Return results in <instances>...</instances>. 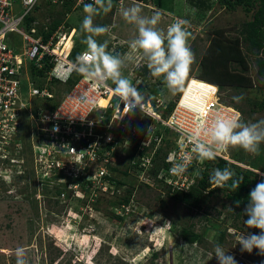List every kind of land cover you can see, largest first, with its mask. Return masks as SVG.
Returning a JSON list of instances; mask_svg holds the SVG:
<instances>
[{
  "label": "rangeland",
  "instance_id": "1",
  "mask_svg": "<svg viewBox=\"0 0 264 264\" xmlns=\"http://www.w3.org/2000/svg\"><path fill=\"white\" fill-rule=\"evenodd\" d=\"M118 1L121 3H113L112 13H101L95 18L96 24L101 23L107 28V32L95 38L100 43L107 42L110 53L129 57L123 75L134 86L144 80L147 100L160 96L167 103L175 102L180 94L172 95L163 77L156 78L151 75L142 53L131 49L130 41L137 36V29L135 25L125 21L122 16L123 9L135 3L141 7L142 15L150 17L154 12H160L158 27L165 32L177 18L189 21V43L195 59L185 82L186 85L190 81L183 100L194 108L203 101V96H197V93L207 94L212 91L207 83L202 84L197 80L204 51L213 38H223L225 41L237 39L242 23L252 19L256 8L253 7L250 12H246L244 6L227 10L218 5L216 0H201L204 5L199 4V0ZM62 9L56 8L54 15L61 13ZM43 12L40 13L41 19ZM84 16V8H77L67 16L68 24L76 30L73 29L71 39L74 36V40L81 44L79 51L86 50V44L83 43L86 33L81 27ZM71 39L63 38L61 46L55 50L61 53L68 46L69 49ZM240 48L243 55H246V45L243 42ZM246 56L248 70L242 75L252 79V89L226 88L220 92L226 101L242 97L239 102L234 100V103L245 111L242 114L244 122L256 123L264 119V111L259 112L254 105L264 98V79L256 73L253 56ZM144 67L148 68L146 75L143 72ZM230 68H236L237 71L240 69L235 64H231ZM24 80L26 81V77ZM37 82L43 87H49L57 102L67 88L44 78ZM32 83L34 86L38 85ZM27 90V84L23 83L24 96H27ZM189 91L193 93L188 96L186 94ZM39 100L36 97L30 98L31 108L35 109L34 105ZM144 127L141 137L138 136L132 142V147H125L124 150L119 147L120 151L115 155L110 168L115 167L121 173L115 172L112 175L111 191L83 192L78 188L76 192H67L65 196L48 201L41 193L44 187L41 174L32 170L33 155L29 143L24 145L27 151L19 153L24 161L0 164V264H16L14 252L18 247L25 249L29 264H218L214 256L216 245H220L228 255L233 256L237 264H264V256L259 255L257 249H253L252 253L241 251V246L237 243L240 234L259 232L250 230L241 218L234 220L237 210L233 209L230 200L226 198V191L215 189L200 210L187 209L180 200L173 199L172 195L169 197L164 187L151 182V179L149 183L146 175H139L140 172L136 169L129 168L128 175H123L130 164L128 160L135 144L148 136V132L154 130L155 126L150 123ZM171 133L167 138L173 143L176 135ZM23 135V131L19 132L21 138ZM22 145L21 143V148ZM260 153L261 156H254L239 148H228L229 158L235 157L234 160L241 167L234 166L251 170L255 174L260 171V175L256 174L258 179L264 177V161L259 159L264 158V143L260 145ZM23 176L29 177L28 180L32 183L19 182V177ZM144 182L151 187L145 188ZM129 188L132 189V195L127 199ZM55 201L59 202L58 205ZM116 204L125 207V210L129 208V204L131 206V210L119 220L115 218L118 213V210H114ZM191 223L193 227L184 237L182 232ZM154 253L157 254L156 258L152 256Z\"/></svg>",
  "mask_w": 264,
  "mask_h": 264
},
{
  "label": "built area",
  "instance_id": "2",
  "mask_svg": "<svg viewBox=\"0 0 264 264\" xmlns=\"http://www.w3.org/2000/svg\"><path fill=\"white\" fill-rule=\"evenodd\" d=\"M63 2L64 0H0V160L7 159L13 152L20 153L22 148L19 132L22 130V113L26 112L33 153L32 170L41 174L43 183L54 179L60 170L65 177L70 178H57V182H71L73 178L83 174L87 181L92 182L90 191L107 192L112 190V184L104 177L111 174L109 169L120 151L119 147H132V142L142 135V121L148 119L154 122V130L135 144L139 162L134 160L131 165L140 169L141 175L152 166V159L162 143V136L156 133V124H160L176 135V147L166 159L168 169H162L157 178L179 189L186 188L185 182L190 173L198 171L203 165V162L193 158L183 174L172 172L174 162H179L185 154L191 153L192 144L188 137L195 134L200 124L211 126L217 116L232 117L240 114L239 110L225 102L217 86L208 83L212 89L208 97H203V102L196 109L188 105L183 99L189 81L167 116L164 117L167 102L160 96L146 99L143 112L136 108L132 113L124 114V104H120L112 91L114 87L110 81L101 86L81 74L54 109L33 110L30 98L45 100L53 99L54 96L47 87L38 89L33 85L29 77L32 66L41 69L46 59L51 68L44 78L49 82L65 83L77 76L75 71L69 74L71 64L76 60L70 59L74 44L71 33L74 28L67 31L62 23L46 42L43 41V34L48 33L54 19L47 14L46 9L60 7ZM85 2L88 4L93 0H75L73 9ZM41 12L42 19L39 18ZM29 18L32 21L27 23ZM65 37L71 39V47L63 59L54 53V48L61 46ZM25 77L28 99L22 92ZM101 99H108L105 107L100 106ZM135 116L137 120L133 123ZM207 138L201 136V139ZM217 156L232 162L228 149ZM69 188L76 192L79 187L71 184Z\"/></svg>",
  "mask_w": 264,
  "mask_h": 264
},
{
  "label": "clouds",
  "instance_id": "3",
  "mask_svg": "<svg viewBox=\"0 0 264 264\" xmlns=\"http://www.w3.org/2000/svg\"><path fill=\"white\" fill-rule=\"evenodd\" d=\"M112 7L113 0H93L92 3L84 5L85 16L81 27L82 31L86 33V37L83 41V43L86 44V50L78 55L75 62L71 64L69 74L71 71H75L78 74L91 78L95 83L101 86L107 85V82L111 81L112 84L115 85L112 91L118 97L120 104H124V114L132 113L136 108H139L143 112L146 106L145 93L135 87L132 82L123 75V69L126 67V61L129 57H122L119 54L114 55L110 53L107 50V42L100 43L95 38L107 32L105 26L97 25L94 22L95 18L101 13L107 14L112 10ZM141 13V7L135 3L122 11V16L125 21L135 25L137 29V36L130 41V47L132 50L142 53L153 77H163L167 89L172 95L181 94L185 90V82L188 79L191 65L194 63L195 59L189 43L191 36V33L188 31L189 21L177 18L167 27V31L165 32L164 29L158 27L161 20L160 12H154L150 17L142 15ZM23 83L27 84L26 81ZM58 83L65 84L60 81ZM233 99L239 102L242 97H234ZM32 109L35 110L34 108ZM23 114L27 115L26 119L28 124V114L23 112L22 117ZM202 135L208 138L206 140L201 139ZM30 139L29 127L27 141L32 153ZM188 139L192 144L191 153L185 154L179 162H174L172 172L178 175L183 174L193 158L203 162V165L198 171L190 173L189 178L185 182L187 184L186 188L179 189L173 184H167L160 179L171 191L188 190L195 184V179L200 171L205 169V161L214 160L216 157L220 158L217 155L226 151L229 147L242 149L254 156L259 155L260 145L264 143V119L256 123H251L244 122L241 113H237L232 117L217 116L211 126L200 124L195 134L190 135ZM175 142L176 136L172 145L173 149L176 147ZM22 151L23 146L20 152ZM172 151L168 154L167 158L171 156ZM15 157H17V159ZM20 159L19 153L16 154L13 152L7 159L0 160V164L7 161L11 163L19 161L20 163ZM134 160L139 162L138 158ZM223 160L227 161L229 164L240 166L234 159H230L232 162L226 159ZM21 161L24 160L21 159ZM135 169L140 172V169L136 166ZM147 172L148 171H146L144 175H146V179L150 183L151 178H149ZM256 174L260 175L261 173L257 171ZM139 175L141 174L139 173ZM234 175L235 173L228 168H224L223 170L218 168L213 169L210 175V184L213 189L223 188L228 185L229 181H232L231 186L233 188H238L242 178L241 180H234ZM151 182H154V180L151 179ZM238 206L239 204H237V207ZM130 207V204L129 208L126 210L125 207H120L118 212L122 213L125 211V215L131 210ZM243 214L247 216V219L244 220L245 225L248 228L259 229V233L240 234L237 243L241 246L242 252L252 253L253 249H257L258 254L264 256V180L257 183L250 191L248 203L243 210ZM214 253L218 264H237L235 258L228 255L220 245L215 246ZM14 254L16 257V264H29V260L26 258V251L23 247L16 248Z\"/></svg>",
  "mask_w": 264,
  "mask_h": 264
},
{
  "label": "trees",
  "instance_id": "4",
  "mask_svg": "<svg viewBox=\"0 0 264 264\" xmlns=\"http://www.w3.org/2000/svg\"><path fill=\"white\" fill-rule=\"evenodd\" d=\"M131 1H137V2H143L145 0H131ZM199 4L204 5L203 2H200ZM218 5L225 7L227 10H234L237 6H244V9L246 12L252 11L253 7H256L253 14L252 19L250 21L243 22L240 29L238 30L239 36L237 39L232 41H225L223 38H213L211 40L210 45L207 47V49L204 51L203 54V62L201 66V72L197 76L198 80L205 81L208 83H211L213 85H216L219 90L224 91L226 88L236 89L240 90L241 88L246 89H252L253 82L250 77L243 76L244 72L248 70L246 55H252L254 64L256 67V73L261 78L264 79V0H216ZM118 2V0H113V3ZM75 0H64L62 5L60 7L53 6V8H50L48 10V14L50 17L54 18L51 22V25L49 27L48 33L43 34V41L46 42L50 35L57 29V27L60 24H64L65 28L70 30V25L67 22V15L74 12L77 8H84V5L87 4L86 2L81 4L80 6L73 9ZM56 8H63L61 13H58V15H54L56 13ZM59 11V12H60ZM113 11H110L112 13ZM32 19H28L27 23H30ZM97 25L103 26V24L98 23ZM244 43L246 45V55H243L241 52L240 44ZM79 41L74 40V46L70 53V59L75 60L76 57L85 49H82L79 51ZM81 45V44H80ZM68 46V45H67ZM81 47V46H80ZM231 64H235L240 69L237 71L236 68H230ZM51 65L48 64L46 59L43 61V67L41 69H36L35 67L30 68L29 77L32 82L35 84H38L37 80L44 78L46 73L50 70ZM143 72L146 75L148 73V68L144 67ZM80 74L77 73V76H75L73 79L69 80L65 84L58 83L56 81H53L54 84H58L60 87H67L65 93H67L73 85L78 80ZM37 80H33V79ZM45 79V78H44ZM144 81V80H143ZM141 81L137 86L138 89L142 90L144 93L146 91V84ZM23 82L25 80L23 79ZM110 84L115 88V85L112 84L110 81ZM38 89L44 88L42 85L38 84ZM48 89H50L48 87ZM51 90V89H50ZM52 91V90H51ZM64 93V94H65ZM193 93L192 91L188 92L186 95H191ZM63 94V95H64ZM180 94V93H179ZM62 95V96H63ZM200 96H206L207 94H199ZM62 98V97H61ZM38 102V104L36 103ZM34 101L36 105H34L35 110L43 108V110H50L54 109L58 102L53 99H45V100H39ZM226 103L233 105L236 109H238L242 114H245V111L241 109V106L234 103V99H230V101H226ZM255 107L257 110L264 111V98L260 102H255ZM174 107V102L167 103L166 109L164 110V117L167 116L172 108ZM261 112V113H262ZM27 115L25 114L23 116L22 121V130L24 132L23 137H20V140L22 141V146L24 148V145L28 144L27 137H28V130L29 125L27 124ZM137 120V116L134 117L133 123ZM153 123L151 120H144L141 129L142 131L145 130L144 126H148V124ZM144 127V129H143ZM156 133L158 136H162V143L159 149L157 150L156 154L154 155V158L152 159V166L149 168L147 175L149 178L153 179L155 184H158V186L165 187V190L167 191L168 196L170 197L172 195L173 199H178L181 201L182 205L186 207L187 209L193 208L194 210H200L204 204L207 203L210 196L214 194L215 189H222L223 191H226V198L230 200V204L233 206V209H236V214H234V220L241 218L242 221L247 219V216L243 214V210L248 203V196L250 191L256 186L257 183H259L261 180H264V178L258 179L257 176L250 170H242L234 166L233 164H229L227 161L215 158L214 160H206L205 164L206 167L204 170L200 171L199 175L195 179V184L191 186L188 190H178V191H171L162 180L158 179L157 176L160 173L162 169L167 170L168 169V163L166 162L168 154L173 149V143L167 138V135L172 134L170 130H168L166 127H163L160 124H156ZM26 142H25V141ZM136 147L132 153H130L129 157V165L126 167L125 171L123 172V175H128L127 170L129 168H134L135 166H131V162L134 161L135 158V151ZM23 151H27V149H23ZM142 155V153H140ZM259 155L261 156V153L259 152ZM232 159H235L233 157ZM260 161H264V158H259ZM256 162V161H255ZM4 164V163H3ZM264 164V163H263ZM221 169L228 168L231 171L235 173L233 179L234 180H241L238 188H233L231 186L232 181L228 182V185H226L223 188H212V185L210 184V175L213 171V169ZM110 175L105 176L104 179L108 180L109 182H112L113 176L116 173H121L119 169L113 167L109 169ZM116 172V173H115ZM64 177V178H63ZM19 182H25V183H32V181L28 180L29 177L23 176L22 178L19 177ZM57 178H63L64 180H68L70 177H65L63 173L59 170L55 174V178L45 181L44 187L42 188L41 192L45 198L48 199V201H51L52 198H59L62 196H65L67 192L73 191L72 188H69L71 184H77L79 189L87 190L89 191L90 187H92V182L87 181L85 176L83 174H79L75 178H71V182H56L55 179ZM118 186V183L115 182ZM143 186L145 188H150L151 185L148 183H144ZM126 187V186H125ZM95 192V191H94ZM128 197L127 199H130L132 195V189H128ZM126 199V200H127ZM128 203V201H125ZM56 205H58V201L54 202ZM123 203V202H122ZM121 203V205H122ZM237 204L239 206L237 207ZM120 204H116L114 207V210L117 211L120 207ZM123 211L122 213L116 212L115 218L116 219H122V216L124 215ZM245 224V223H244ZM193 227L192 223L188 226V228L184 229L182 232V235L185 237L187 235V232H190L189 230ZM250 230L254 232H259V229L255 228H249ZM153 258L157 257V254H152Z\"/></svg>",
  "mask_w": 264,
  "mask_h": 264
},
{
  "label": "bare ground",
  "instance_id": "5",
  "mask_svg": "<svg viewBox=\"0 0 264 264\" xmlns=\"http://www.w3.org/2000/svg\"><path fill=\"white\" fill-rule=\"evenodd\" d=\"M66 38H67V37H66ZM68 47H69V46H68ZM68 47H66V49L63 50L61 53H58L57 50H55V48H54V53L57 54V55H59V56H61V58L64 59V57L67 55ZM201 99L203 100V97H201ZM107 101H108V99H107V100H105V99H101L100 102H99L100 106H101V107H105V105L107 104ZM202 102H203V101H202ZM202 102H201V103H202ZM199 105H200V103L197 104V105L195 106V109H196Z\"/></svg>",
  "mask_w": 264,
  "mask_h": 264
}]
</instances>
